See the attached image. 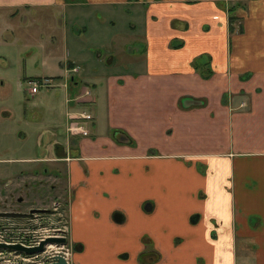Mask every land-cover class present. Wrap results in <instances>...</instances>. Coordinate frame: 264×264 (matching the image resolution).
Wrapping results in <instances>:
<instances>
[{
	"label": "crops",
	"instance_id": "obj_1",
	"mask_svg": "<svg viewBox=\"0 0 264 264\" xmlns=\"http://www.w3.org/2000/svg\"><path fill=\"white\" fill-rule=\"evenodd\" d=\"M60 13L62 59L42 31ZM13 43L55 70L52 153L15 161L64 178L69 264H264V0H0V54ZM22 80L0 60V95ZM13 118L0 102V155L26 137Z\"/></svg>",
	"mask_w": 264,
	"mask_h": 264
},
{
	"label": "rangeland",
	"instance_id": "obj_2",
	"mask_svg": "<svg viewBox=\"0 0 264 264\" xmlns=\"http://www.w3.org/2000/svg\"><path fill=\"white\" fill-rule=\"evenodd\" d=\"M19 15L20 12L14 15L12 20L14 27L16 26V23L20 22ZM61 22H63L62 13L59 15L57 14L53 19L46 17L42 26V31L43 44L46 45V51L49 52V47L51 46L53 47H50L51 51L53 50L52 53L56 57L59 56L62 59L63 56L66 57L67 53L63 42L59 39V35H54V38L49 39L46 34L48 24H54V26H57ZM73 27L78 28L79 26ZM68 28H71L70 24L68 25ZM20 29L22 28L18 26V31L13 30L15 32L12 34L8 33L11 37L13 35L12 40H14V42L18 39V34H21L19 31ZM6 38L10 37L6 36ZM47 43L49 47L47 46ZM12 46L9 52L1 51L0 60H6L9 63L11 75L20 78V80H24H22L21 84L18 86L7 85L5 87V91L7 92L0 95V102H8L14 114V122H6L5 124L14 127L15 130L25 132L26 137L18 136L19 139L8 138V142L6 143L8 149L5 153L2 152L0 155V159L10 160L1 163L0 168L3 167L9 169L11 167V169L16 172V176H13L10 180L0 179V211L27 213L29 209H45L49 211V214L41 215L34 220L0 219V230L25 231L31 229V226H33L34 223L53 225L63 229L64 227H67L66 204L64 196L62 195L64 178L55 177L56 173L49 176L46 173H43L42 170L40 171V168H35V171L22 176L21 171L33 168L35 164H16L15 161L16 157H18L19 154H23L25 151L31 152L35 157H42L52 153L51 146L53 145L54 140L52 132H55L56 134V131H52L50 126L53 122L52 119L60 121L61 118L59 116L57 117L48 114V112L45 111V106L40 101V97L46 94L45 88L39 87V92L34 98H32V95L29 92L30 86L27 81H29L28 79L30 78L31 80L38 79L39 82H43L44 78L41 77L42 73H44L45 70L54 73L55 70L51 72L46 69L41 60L42 52L35 50L36 52L29 53L21 44L16 45V43H13ZM101 53L102 57H104L105 53L103 51H101ZM48 54L50 55V53ZM53 67L56 69L59 68L54 65ZM70 73L71 74H69V77L67 78L68 80H70V76L76 74L73 72ZM54 79V81L58 80L56 78ZM13 86L18 88L20 92L15 93ZM47 89L49 88L47 87ZM59 89L60 88L57 87L51 90H56L55 92L57 93ZM47 94L52 96V92H47ZM53 102L55 103L56 101L53 100ZM20 113H22L23 120H20L18 123L17 120H19L18 115ZM37 129H39L41 133H38L40 137L36 140L33 132ZM48 166L52 167L49 164ZM18 198L22 199L21 203L17 202ZM55 203H59L56 210L54 209Z\"/></svg>",
	"mask_w": 264,
	"mask_h": 264
},
{
	"label": "built area",
	"instance_id": "obj_3",
	"mask_svg": "<svg viewBox=\"0 0 264 264\" xmlns=\"http://www.w3.org/2000/svg\"><path fill=\"white\" fill-rule=\"evenodd\" d=\"M68 72L78 73L79 68L77 66H67ZM30 86L29 92L34 95L38 92L39 87L47 89L48 80L43 79V82L36 80L27 81ZM84 98L90 97V92L85 90L83 93ZM72 122L67 132L70 135H81L82 137L89 134L86 124H90L93 121V115L90 112L82 109L77 112L76 115H68ZM59 203L54 204L56 210ZM48 238H65L67 241V228L60 229L53 225H43L42 223H34L31 229L25 231H1L0 230V243L7 245L19 244L26 248L37 247L42 241ZM72 253V247L68 243L61 244H46L43 250L32 255H25L23 253H17L14 251L0 250V264H52L55 257L61 256L67 264H69V258Z\"/></svg>",
	"mask_w": 264,
	"mask_h": 264
},
{
	"label": "water",
	"instance_id": "obj_4",
	"mask_svg": "<svg viewBox=\"0 0 264 264\" xmlns=\"http://www.w3.org/2000/svg\"><path fill=\"white\" fill-rule=\"evenodd\" d=\"M49 211L45 209H31L27 213L21 212H2L0 211V219H32L36 214H48ZM65 238H48L42 241L37 247L26 248L19 244L7 245L0 243V250L14 251L17 253H23L25 255H32L34 253L41 252L44 245L46 244H65ZM52 264H67L66 261L61 257H55Z\"/></svg>",
	"mask_w": 264,
	"mask_h": 264
},
{
	"label": "flooded vegetation",
	"instance_id": "obj_5",
	"mask_svg": "<svg viewBox=\"0 0 264 264\" xmlns=\"http://www.w3.org/2000/svg\"><path fill=\"white\" fill-rule=\"evenodd\" d=\"M43 172V171H42ZM43 173H46L47 175H52V172H49V173H47V170L46 169H44V172ZM42 175H45V174H42ZM17 202L18 203H21L22 202V199L21 198H18L17 199ZM29 210H31V209H29ZM28 210V211H29ZM49 214V213H48ZM41 215H46V214H36L31 220H34L35 218H38V217H40ZM26 220H30V219H26ZM67 228V227H66ZM67 241H68V239H67ZM67 241L65 242V243H67Z\"/></svg>",
	"mask_w": 264,
	"mask_h": 264
},
{
	"label": "trees",
	"instance_id": "obj_6",
	"mask_svg": "<svg viewBox=\"0 0 264 264\" xmlns=\"http://www.w3.org/2000/svg\"><path fill=\"white\" fill-rule=\"evenodd\" d=\"M229 19H230L229 21L233 20V18H230V17H229ZM15 220H20V219H15ZM155 258H156V256L153 257V259H155Z\"/></svg>",
	"mask_w": 264,
	"mask_h": 264
}]
</instances>
